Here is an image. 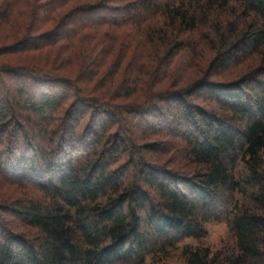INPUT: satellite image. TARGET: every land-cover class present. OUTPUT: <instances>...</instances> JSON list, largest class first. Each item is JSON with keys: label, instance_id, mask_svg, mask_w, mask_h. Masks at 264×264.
<instances>
[{"label": "trees", "instance_id": "1", "mask_svg": "<svg viewBox=\"0 0 264 264\" xmlns=\"http://www.w3.org/2000/svg\"><path fill=\"white\" fill-rule=\"evenodd\" d=\"M212 222L181 264H264V0H0V264H161Z\"/></svg>", "mask_w": 264, "mask_h": 264}, {"label": "rangeland", "instance_id": "2", "mask_svg": "<svg viewBox=\"0 0 264 264\" xmlns=\"http://www.w3.org/2000/svg\"><path fill=\"white\" fill-rule=\"evenodd\" d=\"M200 32H202V30H200ZM200 32L195 31L192 33V38L193 39H199L200 36ZM203 33V32H202ZM204 52L205 55H208V57H210L212 55V52L209 51V48L207 46H204ZM187 56V55H186ZM189 56V55H188ZM188 56L185 58V62L186 63H190L192 64V61L190 58H188ZM183 62V61H182ZM184 62V63H185ZM180 63L178 62V65ZM187 65V64H186ZM204 65H206L205 60H203L200 63V67H204ZM174 68V67H173ZM181 69H186V66L183 65V63L181 64ZM187 68H189V66H187ZM241 69H239L241 72L244 71V67H240ZM195 69H191V71L189 70L188 73V77H194L196 72ZM206 229H207V236L205 238H203L201 241H197L194 239H185L183 240L181 243L177 244V249L173 250L169 253V256L164 259L161 264H181V258H180V250L181 247L185 244H189L192 247H198V246H206L211 248L213 251L218 250V249H222L224 246H226L228 244V242L230 241V233L229 230L227 228V226L225 225L224 222H212V223H208L206 224ZM147 264H155L154 261L149 260L147 262Z\"/></svg>", "mask_w": 264, "mask_h": 264}]
</instances>
